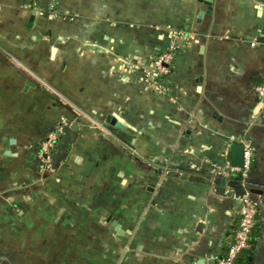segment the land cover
Wrapping results in <instances>:
<instances>
[{"label":"crops","instance_id":"1","mask_svg":"<svg viewBox=\"0 0 264 264\" xmlns=\"http://www.w3.org/2000/svg\"><path fill=\"white\" fill-rule=\"evenodd\" d=\"M263 76L264 0H0V264H214L241 140L264 264Z\"/></svg>","mask_w":264,"mask_h":264},{"label":"built area","instance_id":"2","mask_svg":"<svg viewBox=\"0 0 264 264\" xmlns=\"http://www.w3.org/2000/svg\"><path fill=\"white\" fill-rule=\"evenodd\" d=\"M173 49L174 44L172 43L169 50L155 57L149 67H145L141 70L142 77L145 80L151 81L154 85H158L157 83L160 78L168 75L171 71L170 66L173 59ZM255 91L260 101L264 104V76L262 77V82L256 85ZM61 129L62 128L58 126L49 131L39 145V153L43 163V168L50 165L52 149L61 133ZM241 144L243 147V163L241 166H232L229 163H226L225 166L221 168L215 166L212 167L214 173L220 172L221 176L224 178L232 177L234 174L237 175L233 178L239 191L237 198L240 202L238 211V228L235 232L234 240L228 246L224 255L219 256L214 254L211 256L214 264H234L238 255L248 247L251 230L257 215V206L253 200L252 188L250 187L247 179L248 172L252 166L253 147L247 140H241Z\"/></svg>","mask_w":264,"mask_h":264},{"label":"water","instance_id":"3","mask_svg":"<svg viewBox=\"0 0 264 264\" xmlns=\"http://www.w3.org/2000/svg\"><path fill=\"white\" fill-rule=\"evenodd\" d=\"M243 147L241 144L235 143L231 145L230 164L232 166H241L243 163Z\"/></svg>","mask_w":264,"mask_h":264},{"label":"trees","instance_id":"4","mask_svg":"<svg viewBox=\"0 0 264 264\" xmlns=\"http://www.w3.org/2000/svg\"><path fill=\"white\" fill-rule=\"evenodd\" d=\"M253 228H254V225H253ZM253 228H252V230H251V237H250V240L248 241V247H247L246 249H244V250L238 255V257L236 258L234 264H236L238 258H239V257H240L245 251H249V250H251V247H252V244H253V241H254V239H253V235H255V233H256V228L254 229V233H253ZM233 240H234V239H233ZM227 249H228V248H227ZM227 249H226L225 251L220 252L218 255H219V256L224 255V253L227 251Z\"/></svg>","mask_w":264,"mask_h":264}]
</instances>
